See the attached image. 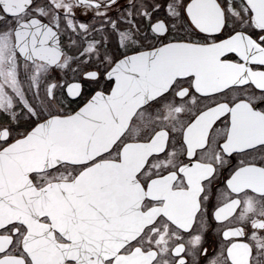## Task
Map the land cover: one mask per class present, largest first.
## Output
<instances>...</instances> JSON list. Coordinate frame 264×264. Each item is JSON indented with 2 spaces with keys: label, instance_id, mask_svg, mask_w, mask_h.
Here are the masks:
<instances>
[{
  "label": "snow or ice",
  "instance_id": "obj_1",
  "mask_svg": "<svg viewBox=\"0 0 264 264\" xmlns=\"http://www.w3.org/2000/svg\"><path fill=\"white\" fill-rule=\"evenodd\" d=\"M0 264H264V0H0Z\"/></svg>",
  "mask_w": 264,
  "mask_h": 264
}]
</instances>
